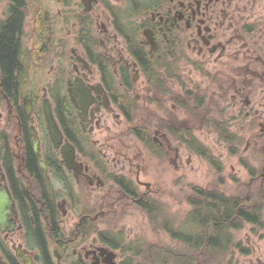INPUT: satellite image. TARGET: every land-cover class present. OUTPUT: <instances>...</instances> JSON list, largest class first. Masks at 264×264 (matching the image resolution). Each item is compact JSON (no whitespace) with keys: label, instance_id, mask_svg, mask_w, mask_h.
Masks as SVG:
<instances>
[{"label":"flooded vegetation","instance_id":"obj_1","mask_svg":"<svg viewBox=\"0 0 264 264\" xmlns=\"http://www.w3.org/2000/svg\"><path fill=\"white\" fill-rule=\"evenodd\" d=\"M261 90L264 0H0V190L13 201L0 264H108L110 250L118 264L97 227L158 199L144 161L181 169L196 131L246 132L244 153L264 152ZM239 241L242 264H264Z\"/></svg>","mask_w":264,"mask_h":264},{"label":"trees","instance_id":"obj_2","mask_svg":"<svg viewBox=\"0 0 264 264\" xmlns=\"http://www.w3.org/2000/svg\"><path fill=\"white\" fill-rule=\"evenodd\" d=\"M13 40L5 43L9 49ZM8 53L6 60L13 59ZM214 124L216 125V120ZM214 125V126H215ZM217 128V127H216ZM226 140L233 137L221 136ZM224 139V140H225ZM189 149L206 160L213 162L220 170L218 161L211 155L210 149L191 135ZM234 152V151H233ZM186 194L190 205L187 213V230L178 228L163 208L159 199L143 197L139 207L147 215L153 230L164 231L170 239L177 241L183 249L177 250L170 245L152 241L149 238L129 239L122 231L102 230L98 232L101 240L111 242L119 249L121 264H223L231 262L236 250L245 251L240 241L235 240L233 231L247 224L255 228H264V183L252 191L240 190L227 194L218 188L201 187L191 184ZM111 231V233H110ZM111 234V235H110ZM111 236V237H110ZM111 238V240L108 239ZM126 256V257H125Z\"/></svg>","mask_w":264,"mask_h":264},{"label":"rangeland","instance_id":"obj_3","mask_svg":"<svg viewBox=\"0 0 264 264\" xmlns=\"http://www.w3.org/2000/svg\"><path fill=\"white\" fill-rule=\"evenodd\" d=\"M197 81L200 83L199 80ZM261 91L264 94V90ZM259 93L258 90V96ZM254 107L258 110H264V107L258 105ZM233 110V108L227 107V112ZM239 126L240 128L242 127L240 124L237 125L236 122L230 125L231 129H237ZM195 135L199 141L210 149L211 155L215 157L214 161H218L219 163L220 170L217 169L213 162L195 153L189 156L187 159L189 160L188 164L186 161V166H183L181 169L175 170L168 166L165 167L164 164L152 160L149 162L144 161L143 166L145 180L152 182L153 187L159 191L157 196L162 202L163 208L166 209L165 212H168L176 227L184 230H187L186 216L190 209V205L186 201V194L192 189L191 184H197L204 188H218L227 194H233L240 190L252 191L261 182L257 181L250 184L251 175L254 176L260 173L264 164V152L260 146L251 147L248 153H244L247 140L246 132H241V135L245 137L238 136L234 139L235 141L219 137V135H216L212 131H196ZM257 140H261L260 143L264 144V136L261 138L257 137ZM156 175L157 177L159 176L158 179H156ZM107 188H114L113 184L109 183ZM140 190H144V188H140ZM81 199L84 201L87 197L82 195ZM97 229L99 231L105 229L122 231L129 239L134 237H140V239L149 238L152 241L170 245L177 250L183 249L182 245L170 239L164 231L153 230L147 215L134 205L124 206L123 210L117 211V214L106 217L101 221ZM250 229L251 227L246 225L243 230L233 231L235 240H241L245 247L249 246L251 248L253 245L257 248V251L260 252L261 249V252H263L264 238L262 237L264 236V231L254 228L253 232ZM249 257L247 253L236 250L231 262L223 264H242ZM123 259L124 257H120L119 255L118 264H121Z\"/></svg>","mask_w":264,"mask_h":264},{"label":"water","instance_id":"obj_4","mask_svg":"<svg viewBox=\"0 0 264 264\" xmlns=\"http://www.w3.org/2000/svg\"><path fill=\"white\" fill-rule=\"evenodd\" d=\"M44 113H45L46 120L48 123V129H49V133L51 135V138H52L54 144L57 145V143L59 142V140L61 138V134L57 129L56 123H55V121L51 115V111L47 105H44ZM40 164L44 168L45 176H46L47 180L49 181L45 164L43 162H41ZM48 184H49V186H51V184L49 182H48ZM12 204H13V201L10 198L8 190H6V189L0 190V224H3L7 221V219H8L7 212L11 209ZM102 249H103V251H105L104 248H102ZM107 262H108V264H117L116 253L113 250H110L108 257H107Z\"/></svg>","mask_w":264,"mask_h":264}]
</instances>
